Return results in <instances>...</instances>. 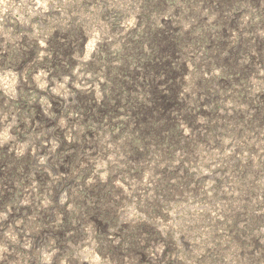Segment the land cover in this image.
I'll list each match as a JSON object with an SVG mask.
<instances>
[{
    "label": "rangeland",
    "instance_id": "rangeland-1",
    "mask_svg": "<svg viewBox=\"0 0 264 264\" xmlns=\"http://www.w3.org/2000/svg\"><path fill=\"white\" fill-rule=\"evenodd\" d=\"M204 2L0 0V94L4 102H13L22 88L32 85L46 118L51 116L52 98L72 106L77 96L84 95L100 105L106 99L110 83L99 60L105 53L102 46L117 55L129 40H140L141 52L149 56L153 55L152 44L159 43L161 38L164 57L160 60L155 57L154 61L159 64L166 60V66H182L175 78L179 82L181 107L169 110L160 119L158 112L153 119L159 124L167 116V122L179 134L177 147L169 154V148H165L168 142L166 139L159 142V134L148 142L140 139L136 130L114 139L110 132L102 133V151L92 155V168L84 182L91 185L98 178L112 187L125 224L146 222L159 232L160 239L149 246L151 264H167L172 260L182 264H264V104L260 99L264 95V26L254 29L255 36L251 37V32L245 30L259 16L248 0H211L209 5ZM259 2L264 4V0ZM238 4L235 9L239 10L235 16L238 23L224 32L229 51L205 58L206 42L201 40L202 36L211 40L218 37L220 22L229 20ZM114 22L116 28L112 29ZM68 27L80 30L77 38L79 41L82 38L84 44L70 45V50L65 51ZM55 32H60L57 40L64 50L60 72L49 64L48 39ZM243 41L248 49L237 57L235 51H241L239 45ZM32 43L38 45L37 55L20 66L22 46ZM173 46L181 49L169 55ZM230 61H234L239 71L249 72L245 84L236 79V74L232 79V74L225 73ZM66 63L69 69L65 68ZM112 65L118 67L120 60L114 57ZM131 70L139 82L146 81L145 67L133 64ZM151 83L161 99L171 91L165 74L157 73ZM231 84L245 89L250 100L245 97L241 101L236 94L238 89H234L235 94L230 93ZM216 93L217 99L213 98ZM144 103L151 112L156 108L149 99ZM81 117L75 109L58 117L56 125L67 144L74 142L76 132H82ZM17 118L15 112L2 115L0 144L15 141L12 130ZM127 118V114L116 117L119 123ZM48 130L50 136L37 146L28 140L17 141L10 147L20 153L29 147L31 152L37 151L39 166L54 184L70 173L56 172L50 167L59 141L53 127ZM42 134L35 132L33 138L38 141ZM79 188L66 187L58 195L59 206L69 213L77 210L74 198ZM35 193L37 181L30 190H25L20 204L28 206ZM39 204L49 205L48 193L42 195ZM60 221L61 215L54 225ZM29 223L11 218L8 211L0 212V264L13 252L15 258L10 264H28L31 254L27 251L33 250L39 264H73L53 241L34 245L33 233L38 226ZM84 232L81 243L73 246L78 259L75 264H109L96 249L98 242L92 223H85ZM170 238L178 243L186 240L191 247L183 252H167ZM109 239L114 244L120 241L114 230ZM18 241L26 254L13 249L12 245ZM210 252L216 253L215 262L205 257Z\"/></svg>",
    "mask_w": 264,
    "mask_h": 264
},
{
    "label": "trees",
    "instance_id": "trees-1",
    "mask_svg": "<svg viewBox=\"0 0 264 264\" xmlns=\"http://www.w3.org/2000/svg\"><path fill=\"white\" fill-rule=\"evenodd\" d=\"M197 1L192 0V4H196ZM204 1L206 5L211 3V0ZM248 4L254 6L256 9L255 14L259 15L255 20H252L250 26L245 28L246 31L251 32L249 35L251 37L255 36L254 29L264 26V4L259 0H248ZM238 7L239 4L234 6V11ZM238 12L239 10L235 11L234 15L229 17V20L223 19L220 22L217 32L218 37L211 40L202 36L201 40L206 42V45L203 46L205 58L221 56L226 50V52L229 51L230 48L227 49L226 47L228 41L224 38V32H227L230 27H236L238 21L235 20V16ZM112 27V29L116 28L115 22ZM79 33L78 28L68 27L66 34L69 35V38L65 44V51L70 50V45L82 46L84 44L82 38L80 41L77 38ZM57 34L59 35L60 32L53 33L48 39V43H50L48 49L51 51L49 64L54 66L57 72H60L63 69L60 61L63 59L61 53L64 50L57 40ZM154 42L152 44L153 55L149 56L141 52L140 40H129L124 48L118 51V56L116 53L113 54L105 45L102 46L105 53L99 57V60L104 66L105 76L110 79V83L106 90V99L100 105H97L91 97H85L84 95L77 96V102L72 106H65L59 99L52 98L51 116L46 118L36 100L37 91L32 90V85L22 88L18 99L13 100V102H4L5 98L0 94V124L4 113L10 115V113L15 112L18 116V123L12 130L15 141L0 144V212L8 211L11 218H19L23 224H30L29 222L32 221L33 225L38 226V230L33 233L34 245L47 244L49 241H53V244L60 249V253L67 254L73 264L78 262L74 255L73 246L81 243L85 236L84 225L88 222L92 223L94 227V235L98 242L96 249L103 258H106L109 264H151L149 246L160 239L159 232L146 222L125 224L118 209L120 201L115 197L116 194L112 187L101 183L98 178L91 185L86 184L84 181L92 168V155L102 151L100 145L102 133L110 132L112 139H114L124 134V132L136 130L138 137L142 140L146 139L148 142L156 139L159 134V142H162L163 139L167 140L168 143H166L165 148H169V154L177 147L179 134L174 130L173 125L167 122V116L159 124L153 117L156 118L159 112L160 119L169 110L181 107L177 94L179 82H176L175 78L176 74L181 72L182 66H166L164 65L166 60L157 64L154 59L158 56L159 60L163 59L164 47H162L161 38H159V43ZM239 46L242 48L241 51H235L237 57L246 53L248 49L246 41H243ZM180 49L178 46L175 48L173 46L169 48L168 53L172 55ZM38 50L36 43H32L31 46H28V44L23 45L19 65L21 66V63H27L34 58ZM114 57L120 60L118 67L112 65ZM133 64L146 68V81L139 82L137 80L131 70ZM100 66L98 65V67ZM69 67V64L66 63L65 68L69 69ZM157 73L165 74L170 80L171 91L164 99L158 96L154 83H151ZM225 73L232 74V79L235 78L236 74V79L245 84L249 72L239 71L234 61H230V65L225 68ZM231 86L232 89L229 91L235 94V90L238 88L233 84ZM236 94L241 101L245 100V97H247V101L250 100V96L245 89H238ZM218 96L219 94L216 93L213 98L217 99ZM146 99L152 101L156 107L152 112L148 110L146 103H144ZM260 99L264 104V95H261ZM73 109L81 113L82 117L79 123L83 130L81 133L76 132L77 135L73 143L67 144L64 141L62 131L56 125V121L59 116H66ZM120 114H127L128 118L119 123L116 117ZM68 121L70 122V120ZM258 124H261V122H258ZM50 126L53 127L54 136L59 141V149L51 157L50 167L56 172L65 171L70 173L69 176L54 184H52L44 168L39 166L36 157L37 151L31 152L29 147L26 151L20 153L14 147H10L12 143L16 144L17 141L25 142L28 140L33 141L36 146L39 145L43 138L50 136L48 130ZM41 131L43 134L36 141L33 136H35V132ZM170 140L173 141L169 144ZM132 148L136 149L137 147L133 146ZM87 149H94V151L89 152ZM132 155L136 159V155ZM109 178L111 180L112 176H109ZM34 181H37V193L29 198L30 203L24 207L20 204L21 197L25 195V190H30ZM75 186H80L78 195L74 198L77 210L74 213H69L59 206L58 195L63 188L72 189ZM44 193H48L49 205L47 207L39 204V199L41 200ZM38 195L40 196L39 199ZM59 215H61V221L54 225ZM113 230L114 235L120 240L118 244H114L109 239V233ZM1 231L2 227H0V238L2 237ZM167 241V252H183L191 247L190 242L186 240L178 243L170 238ZM12 247L18 252L26 254L20 241L13 244ZM27 254H31L28 258V264H39L35 250L27 251ZM215 255L216 253L210 252L205 257L215 262ZM14 258V252L13 254H7L2 260V264H10V260ZM167 264L182 263L172 260Z\"/></svg>",
    "mask_w": 264,
    "mask_h": 264
}]
</instances>
